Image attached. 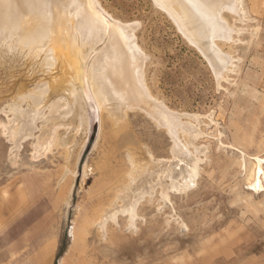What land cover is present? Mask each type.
I'll return each mask as SVG.
<instances>
[{
  "label": "rangeland",
  "instance_id": "1",
  "mask_svg": "<svg viewBox=\"0 0 264 264\" xmlns=\"http://www.w3.org/2000/svg\"><path fill=\"white\" fill-rule=\"evenodd\" d=\"M87 2L106 26L114 22L107 12L140 22L152 92L193 123L200 117L203 133L189 146L205 149L196 183L178 191L167 178V196L157 186L138 204L135 230L120 216L103 235L95 223L101 212L131 172L173 157L172 139L145 114H123L113 100L101 111L88 74L99 45L80 64L88 125L78 103L70 109L52 94L33 135L16 147L2 125L20 94L38 90L48 75L0 44V264H60L62 257L64 264H264V190L249 186L247 171L253 156L264 157V0H245L244 21L225 13L243 31L237 42H221L238 59L220 88L206 57L152 0ZM32 107L21 102L23 110ZM52 137L46 154L35 157L39 138Z\"/></svg>",
  "mask_w": 264,
  "mask_h": 264
},
{
  "label": "bare ground",
  "instance_id": "2",
  "mask_svg": "<svg viewBox=\"0 0 264 264\" xmlns=\"http://www.w3.org/2000/svg\"><path fill=\"white\" fill-rule=\"evenodd\" d=\"M152 3L164 11L177 30L206 57L218 88L223 86V81L230 82L238 58L225 51L221 42H237L239 39L235 36L240 35L243 28L232 24L225 13L235 14L239 21H244L249 16L245 0H152ZM107 15L114 21L111 27L106 26L87 0H0V44L25 53L48 75L41 80L38 90L20 94V102L11 107L13 117L2 125L16 147L21 140L33 135L35 121L40 119L52 94H61L59 99L66 101L70 109L73 103H78L84 111L81 120L88 125L80 95V64L99 45L102 47L90 61L88 74L92 94L101 111L113 100L123 114L128 111L145 114L172 139L173 157L149 165L136 175L128 173L124 187L116 192L95 222L103 235L109 223L118 224L120 216H125L128 226L135 230L138 204L146 195L154 194L157 186L162 195L167 196L170 188L165 185L167 178L173 190L186 191L193 186L203 161L201 154L205 152L204 148L193 151L189 147L194 146L203 133L200 117L194 116L197 121L194 123L192 116L184 118L154 95L149 86L148 56L137 36L140 22H121L108 12ZM23 101L33 106L30 111L21 109ZM209 118L213 122L212 115ZM219 136L223 133L219 132ZM54 139L39 138L35 157L44 156ZM242 157V165L247 169L246 153ZM247 171L249 186L255 191L264 190V157L253 156ZM154 174L157 183H152ZM71 237L75 241L74 227ZM64 262L62 257L60 264Z\"/></svg>",
  "mask_w": 264,
  "mask_h": 264
},
{
  "label": "trees",
  "instance_id": "3",
  "mask_svg": "<svg viewBox=\"0 0 264 264\" xmlns=\"http://www.w3.org/2000/svg\"><path fill=\"white\" fill-rule=\"evenodd\" d=\"M65 246L61 249V251H60V253H59V256H61L63 253H64V251H65Z\"/></svg>",
  "mask_w": 264,
  "mask_h": 264
}]
</instances>
